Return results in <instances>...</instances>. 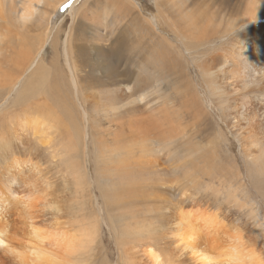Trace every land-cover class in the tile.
Segmentation results:
<instances>
[{"label": "rangeland", "instance_id": "1", "mask_svg": "<svg viewBox=\"0 0 264 264\" xmlns=\"http://www.w3.org/2000/svg\"><path fill=\"white\" fill-rule=\"evenodd\" d=\"M75 1L79 2L77 11L69 15L70 7L61 11L68 0L55 13L53 10L62 0H45L46 4H51L47 33L53 32L52 35L58 38L55 49L49 45L44 47L42 59L51 64V71L61 74V92L67 97L65 109L61 108L60 103L53 102L55 106L49 111L51 116L64 112V115L60 113V120L51 121L57 134L55 141H58L64 161L60 158V162L55 165L48 153H29L34 144L26 147V150L22 145L18 146L17 153L14 152L13 147L17 146L12 143L14 136L11 134L14 131L9 129L10 121L6 119L16 110L12 108L16 102V95H13L8 104L11 110H0V135L8 143L14 144L9 147L8 157L16 155L22 168L27 171H31L28 169L30 165V168L38 166L40 172L34 167L31 177L34 180L41 179H38L39 186L31 190L26 188L17 174H12L9 169L3 171L6 165L4 161L1 162V155L0 175L3 181H10L12 175L16 177L13 179L12 192H9L12 184L5 182L0 184L2 190H8L7 196L13 202H60L71 218H89L93 221L107 216H144L143 213L151 209L156 213L155 221H159L157 225L162 223L164 226L167 221L164 216L169 214L164 207L171 203H199V207L192 209L202 210L210 205L214 210L223 207L225 213L231 215L227 206H240L239 203L247 202L242 211L237 210L233 214L252 222L249 206L259 202L263 204L264 210V180L260 181L247 155L254 150L250 142L258 140L255 110L248 109L247 121L240 120L236 130L234 117L225 112L227 106L222 110L214 106L194 110L177 103L173 97V105L168 110L160 97L172 89L169 85L171 80L178 82L180 79L183 85L192 82L193 89L209 103L207 84L210 78L204 76L196 63L187 56L180 38L184 32L181 22L183 16L200 23L207 21L210 27L215 26L218 34L215 35V44L220 42L218 37H225V42L232 43L248 30L239 28L246 19L260 16L258 2L167 0L170 7L163 8L160 0H129L130 4L116 0L121 2L118 4L124 11L122 13L111 5V0ZM262 4L264 9V0ZM44 6L38 7L31 21L33 26L20 31L29 33L26 37L41 38L42 30H39L38 24H42L41 18L49 16L42 12ZM200 9H206V13L202 15ZM254 10L258 11L252 12ZM1 18L0 21L4 23ZM258 24L264 25V19ZM0 30L4 31L3 28ZM251 32L258 35L257 30ZM261 32L264 36V30ZM67 39L71 43L73 61L78 67V91L82 106L85 111L91 112L93 105L97 110L87 120L82 108L77 105L65 62L63 43ZM40 43L44 44L42 40ZM161 46L164 50H160ZM215 50V53L220 52V47ZM163 51L167 52L169 60L178 53L182 54V58L162 63L159 58ZM182 51H185L184 54ZM169 74L175 77L168 78ZM116 75L125 79L124 83L128 87L135 85L139 75L145 82L139 90L132 91V98H124L119 92L120 84L112 83ZM158 80L163 90L158 88ZM226 92L232 93L229 89ZM140 95L145 97L143 101H140ZM1 105L6 104L3 101ZM257 106L261 108L259 116L264 123V103L262 105L259 102ZM26 108L29 110V107ZM26 108L17 112L20 118L28 117ZM229 109L228 113L237 115V110ZM164 112L175 119L168 134L156 127ZM142 121L150 128L148 133H141L136 128V123ZM230 130L244 135V141L238 142L239 139ZM52 137L55 135L52 134ZM194 156L200 158L201 162L196 164L198 168L192 165L195 163ZM209 177L220 183L214 185L206 181ZM126 202L134 206L116 207ZM141 202H147L145 204L148 206H142L145 204ZM161 204L163 209L157 213ZM166 212L167 215L164 214ZM121 230L118 229L119 232ZM116 238L110 240L109 244L115 263L118 258ZM261 247L264 248V245Z\"/></svg>", "mask_w": 264, "mask_h": 264}, {"label": "bare ground", "instance_id": "2", "mask_svg": "<svg viewBox=\"0 0 264 264\" xmlns=\"http://www.w3.org/2000/svg\"><path fill=\"white\" fill-rule=\"evenodd\" d=\"M66 1L62 0L53 13ZM73 1L69 15L74 14L79 6L78 1ZM122 1L124 4H130L129 0ZM160 2L163 8L170 7L167 0ZM255 2H258L260 16L246 19L239 28L248 30L232 43L225 42V37H218L220 42L215 44L217 30L214 29L215 26L210 27L207 21L200 23L188 16L181 18L184 32L180 38L187 56L196 63L204 76L210 78L207 87L208 101L211 105L193 89L192 82L183 85L180 79L178 82L171 80L169 85L172 89L165 91L160 99L168 110L173 105V97L177 103L194 110L210 106L222 110L227 106L225 112L228 116L234 117L236 130L240 120L247 121L248 109L253 108L258 140L250 142L254 148L252 154L245 152L262 181L264 180V123L259 116L261 108L257 105L259 102L262 105L264 103V36L261 32L264 30V25L258 24L264 19V9H262V0ZM110 3L116 10L124 12L119 6L121 2L111 0ZM40 5H45L42 11L44 14L50 13L51 4H46L45 0L35 2L0 0V18L2 17L5 23L0 21V28L4 29V31L0 30V105L3 101L6 104L1 105L0 110H11L8 104L12 96L16 95V102L12 107L16 110L6 119L10 121L9 129L14 131L11 134L14 136L12 143L17 144L13 147L14 144L8 143L9 141L0 135V156L2 155L1 162L4 161L6 165L3 171L9 169L12 174H17L25 187L30 190L35 188L39 183L38 179H41L34 180L35 178L31 177V174H34L32 169L35 167L39 172L40 170L35 165L32 168H30L32 165L29 166L28 169L31 171L24 170L16 155L12 154L11 157L9 154L8 157L9 147H13L15 150L13 151L16 152L18 146L22 145L26 150V147L34 144L29 149V153L33 151H39L40 154L48 153L52 157V163L57 165L63 157L58 141H55L57 134L51 121L60 120V113L64 115V112L60 111L51 116L49 111L55 106L54 103H60L61 108L65 109L67 100L61 92V74L57 75V72L51 71L49 68L51 64L42 59L44 47L49 45L55 49L58 38L57 35H52L53 32L47 33L46 25H49L51 20L50 14L48 17L43 15L42 24H38L39 30H42L41 38H29L25 36L29 33H21L22 29L33 26L31 21ZM200 10L202 15L206 13V9ZM253 30H257V36L251 32ZM41 40L44 42L43 45L40 43ZM63 44L75 99L87 120L94 116L97 110L94 109V105L90 108L91 112L83 108L78 91V67L73 61L71 43L67 39ZM162 46L160 50H164ZM217 47H220V52L215 53ZM81 51L86 53L82 48ZM185 51L182 53L184 54ZM163 52L159 58L162 63L182 58V54L178 53L173 54L175 56L169 60L167 52ZM174 77L170 74L168 76V78ZM125 81L120 75L112 79L113 84H120L119 92L124 98H132V91L139 90L145 82L141 75L138 76L133 87L125 85ZM157 86L163 90L161 81H157ZM226 89L232 93H227ZM139 99L143 101L145 97L140 95ZM33 104L36 105L35 108L32 107ZM84 105L88 106V104ZM24 107H29V110L25 109L29 111V113L27 111L29 115L27 118H20V113L17 112H22ZM229 108L237 110V115L228 113ZM174 121L175 119L170 118L168 112H164L156 127L168 134L172 130L171 123ZM136 128L141 133L150 131L144 121L136 123ZM230 131L239 139L238 142L244 141V135ZM4 133L6 134V131ZM52 134L55 137H52ZM193 159L195 163L192 161V165L195 164L194 167L198 168L196 164L201 162L200 158L194 156ZM208 174L211 175L209 172ZM14 178L16 177L12 175L11 180L5 182L0 175V184L1 182L12 184L11 188H8L9 192H12ZM206 181L214 185L220 183L213 177L207 178ZM7 193L8 190H2L0 185V264H91L93 261L94 264H264V248L261 247L264 245V210L263 204L259 202H253L249 206L252 222L233 214L237 210L242 211L247 202L239 203L240 206L234 204L227 206L231 215H227L223 207L214 210L211 205L206 209L201 205L202 210L192 209L200 205L199 203H171L164 207V210L169 212V214L164 213L168 214L164 216L167 219L164 226L162 223L157 225L159 221L156 223V213L151 209L143 213L144 216L129 218L107 216L104 219L95 218L93 221L89 218H71L60 202H19L18 200L13 202ZM145 203L147 202H141V204ZM131 206H134L131 202L116 205L118 208ZM142 206L147 207L148 204ZM158 209V212L155 211L160 213L163 209L162 204ZM118 229H122L121 232ZM114 237L117 263L112 260L113 255L109 245Z\"/></svg>", "mask_w": 264, "mask_h": 264}, {"label": "snow or ice", "instance_id": "3", "mask_svg": "<svg viewBox=\"0 0 264 264\" xmlns=\"http://www.w3.org/2000/svg\"><path fill=\"white\" fill-rule=\"evenodd\" d=\"M73 3V0H68V3L64 4L61 8V11H64L65 9L69 8L71 4Z\"/></svg>", "mask_w": 264, "mask_h": 264}]
</instances>
